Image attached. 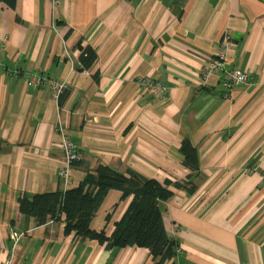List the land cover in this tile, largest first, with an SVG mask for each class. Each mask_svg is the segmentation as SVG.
Segmentation results:
<instances>
[{
    "label": "crops",
    "instance_id": "crops-1",
    "mask_svg": "<svg viewBox=\"0 0 264 264\" xmlns=\"http://www.w3.org/2000/svg\"><path fill=\"white\" fill-rule=\"evenodd\" d=\"M224 38L227 66L249 75L229 91L219 72L202 74ZM78 44L96 52L89 70ZM26 75L66 83L63 101L27 85ZM142 77L160 83L164 97L138 87ZM59 127L80 155L68 185ZM185 139L200 175L191 196L169 185L174 196L162 205L180 249L175 262L264 264V0L0 3V264H154L144 248L64 235V216L37 226L19 213L18 198L77 187L99 165L184 182ZM131 201L109 191L91 228L112 232ZM12 231L24 234L13 251Z\"/></svg>",
    "mask_w": 264,
    "mask_h": 264
},
{
    "label": "trees",
    "instance_id": "trees-1",
    "mask_svg": "<svg viewBox=\"0 0 264 264\" xmlns=\"http://www.w3.org/2000/svg\"><path fill=\"white\" fill-rule=\"evenodd\" d=\"M16 1L0 0V3L13 9ZM77 49L81 67L91 69L97 59L95 50L80 44ZM63 96H59V104ZM178 153L183 167L191 172L184 182L166 181L160 184L133 171L122 174L99 165L93 172H87L77 187L20 196L19 213L25 218H32L37 226L44 225L49 219L58 222L60 216H64V235L72 234L77 240L96 241L99 244L109 243L114 248H144L154 264H177L175 259L180 252L179 245L166 231L162 205L174 196L169 185L183 190L188 196L193 195L196 191L194 179L200 175L198 151L188 139L182 141ZM111 190L120 192L121 200L131 197L132 201L122 218L114 224L113 231L107 234L104 230H93L91 221Z\"/></svg>",
    "mask_w": 264,
    "mask_h": 264
},
{
    "label": "built area",
    "instance_id": "built-area-1",
    "mask_svg": "<svg viewBox=\"0 0 264 264\" xmlns=\"http://www.w3.org/2000/svg\"><path fill=\"white\" fill-rule=\"evenodd\" d=\"M231 45L227 38L223 39L219 52L210 58L202 68L203 78L208 79L216 72H219L222 76L221 82L223 88L227 91L237 84L245 85L249 82V75L237 68H230L227 66L229 50ZM25 82L27 85H31L34 88H47L57 97L64 93L67 88L66 83L56 84L51 80L36 75H26ZM136 85L143 88L150 95L157 98H163L165 95V88L158 82L148 77L138 78ZM224 98L228 99V95L224 94ZM58 136V146L62 151V162L60 168V176L64 182V185L69 184L70 180V169L71 165L80 160V155L77 152L75 144L66 136L65 132L61 127L56 130ZM54 221L52 219L47 220L46 223L51 224ZM24 236L22 232L12 231L9 234V239L13 243L12 251L17 246L19 240ZM179 252V251H178ZM3 264H21L20 262H13L11 257L6 260Z\"/></svg>",
    "mask_w": 264,
    "mask_h": 264
}]
</instances>
